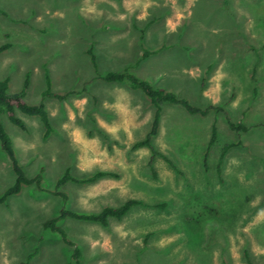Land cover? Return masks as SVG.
Instances as JSON below:
<instances>
[{
  "label": "rangeland",
  "instance_id": "374dc122",
  "mask_svg": "<svg viewBox=\"0 0 264 264\" xmlns=\"http://www.w3.org/2000/svg\"><path fill=\"white\" fill-rule=\"evenodd\" d=\"M144 49L156 53L140 62ZM90 51L102 75L127 69L209 113L166 103L153 149L136 148L154 108L97 80ZM47 77L64 100L44 98ZM3 80L45 102L53 132L0 115L26 176L42 173L0 205V264H73L75 247L83 264H264V0H0ZM67 170L116 177L58 188ZM15 180L0 142V197ZM130 199L144 205L106 227L62 221L71 246L44 227Z\"/></svg>",
  "mask_w": 264,
  "mask_h": 264
},
{
  "label": "trees",
  "instance_id": "16d2710c",
  "mask_svg": "<svg viewBox=\"0 0 264 264\" xmlns=\"http://www.w3.org/2000/svg\"><path fill=\"white\" fill-rule=\"evenodd\" d=\"M156 52L144 49L142 53L141 61L147 60ZM92 64L97 73L96 79L103 80L106 83H118L125 84L129 86L135 92H142L145 96L150 100L153 108H154V117L151 124V130L148 133L145 140L137 143L136 148H152L153 139L158 135L160 129V123L162 118L163 106L168 104H177L185 108V110L191 115H200L207 116L209 110L202 109L196 107L191 104V102L185 98H180L175 93L166 91L161 88H157L153 86L148 81L136 76L135 74L129 72V70H125L123 72H109L106 75H102L99 73V65L96 59L95 54L90 51L89 52ZM44 98H57L59 100H64V95H59L53 92L52 85L47 77V90L43 93ZM18 113H21L28 117H37L41 120L44 128L45 135L48 138L53 132V127L51 124V120L46 108L45 102L42 100L39 104L33 105L29 104L23 97L22 94L14 95L9 92V81L3 80L0 81V115H6L10 122L14 125L18 126L21 129H25L24 122L19 118ZM229 127L233 131H245L247 128L243 124H235L229 122ZM216 137V129H213L212 143L215 141ZM0 142L2 149L10 158L12 163V167L14 169V173L16 176L15 183L10 187L3 196L0 197V205L4 204L11 196L19 194L24 186H32L35 185L37 187L41 186L42 183V173L38 174L34 178H29L26 176L22 166L19 164L16 155L14 153V148L12 144V140L8 135L6 128L0 120ZM231 148V146H226L221 155L220 165L221 167L223 160L225 158L226 153ZM106 177H116L114 173L110 172H97L95 175L86 178L79 179L74 177L70 170H67L63 177H61L57 182V187L60 188L66 185L68 182H74L77 184H88L95 183ZM57 196H63L67 199V196L61 194V192L54 193ZM144 204L138 200L130 199L125 204L120 207H106L101 212L96 214H83L79 212H75L73 210L63 209L61 210L58 217L46 221L44 227L46 230H51L52 232L60 234V236L64 239L65 243L68 245H73L72 241L68 238L67 233L60 226V223L66 219H73L77 221L83 222H91L97 223L104 227L109 225V221L111 219L122 220L125 216H127L134 208L137 206H143ZM73 247V246H72ZM73 264H83L82 252L78 247H75L73 255H72Z\"/></svg>",
  "mask_w": 264,
  "mask_h": 264
}]
</instances>
